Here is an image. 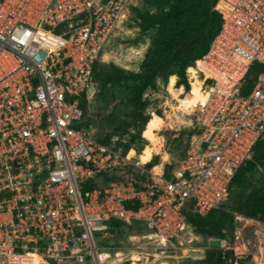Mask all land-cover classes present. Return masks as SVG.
I'll list each match as a JSON object with an SVG mask.
<instances>
[{
	"label": "built area",
	"instance_id": "2783aa9c",
	"mask_svg": "<svg viewBox=\"0 0 264 264\" xmlns=\"http://www.w3.org/2000/svg\"><path fill=\"white\" fill-rule=\"evenodd\" d=\"M132 2L0 0V264H105L111 220L143 224V239L162 254L180 247L188 214L224 204L236 171L264 142V0L216 1L220 28L189 67L206 101L191 108L196 132L170 170L81 126L78 98ZM254 63L263 69L241 94ZM247 222L237 217L230 236L203 249L261 264L243 239Z\"/></svg>",
	"mask_w": 264,
	"mask_h": 264
},
{
	"label": "trees",
	"instance_id": "16d2710c",
	"mask_svg": "<svg viewBox=\"0 0 264 264\" xmlns=\"http://www.w3.org/2000/svg\"><path fill=\"white\" fill-rule=\"evenodd\" d=\"M216 1L141 0L143 9L130 8L138 22L139 37L149 36L150 43L136 72H126L113 65L97 70L95 68L97 62L94 64L92 84L95 89L98 90V86L100 91L107 88H123L128 92L125 100L132 106V110L125 115V119L119 125L113 128L112 133L105 138L95 136L99 142L122 153L136 146L134 149L140 153L147 143L142 138L141 132L146 123L151 120L150 115L146 112L149 100L145 99L144 95L149 91H157L161 85L168 83L169 77L175 76L176 86H182L187 92H185L186 96H191L186 70L207 52L220 28V16L214 10ZM152 3L156 10L146 11L144 8ZM262 69V66L257 63L250 67L241 94L248 93ZM78 100L83 112L81 126L88 129L87 115L85 114L88 102L86 93L82 94ZM154 113L157 116L160 115L158 111H154ZM192 135L185 134L184 136L188 140ZM154 157L148 166L155 163ZM150 161L151 159L148 162ZM171 168V165L165 164L166 171ZM256 172L264 178L263 140H259L255 144L250 159L239 167L231 181L227 200L229 197L230 202L233 198L235 199L232 204H229L232 212L228 214L219 212L222 204L211 210L206 216L189 213L187 222L192 232L196 236L204 238V241L207 238H226L235 229V214H242L239 216L244 215L253 219L259 216L264 222V184L251 186L247 193L239 197ZM125 206L132 207L129 203H126ZM228 220L230 222L227 223ZM109 224L112 232H117L119 228L127 225L117 220H111ZM229 258L228 255L223 258L217 250H205L204 257L198 264H229ZM246 261H249V257L239 260L232 259V263L236 264H245Z\"/></svg>",
	"mask_w": 264,
	"mask_h": 264
},
{
	"label": "rangeland",
	"instance_id": "374dc122",
	"mask_svg": "<svg viewBox=\"0 0 264 264\" xmlns=\"http://www.w3.org/2000/svg\"><path fill=\"white\" fill-rule=\"evenodd\" d=\"M131 7L143 9L141 0H133ZM144 9L146 11L156 10L153 3ZM128 12L126 19L118 23L117 28L114 29V34L107 43L104 54L97 62L95 67L97 70L103 69L104 66L113 65L126 72L137 71L150 43V37H139L135 14L131 10H128ZM188 72L191 73V78L196 77L193 80L190 79V85L187 81L189 88H191V96L188 97H197L195 95L199 92L197 88L200 80H198L194 70L189 68ZM173 88H179L176 86L175 76L169 77L168 83L161 85L157 91H149L144 95V98L149 100L146 112L150 115L151 120L146 123L141 132L142 138L147 142L139 154L141 161L148 162L149 159L155 156L154 164L164 162L168 165L180 160L190 149V138L187 140L184 135L196 132L194 128L195 117L190 114L191 109L183 110L179 108ZM185 92L183 89V93L177 97H186L187 92ZM86 95L88 102L85 114L87 115L88 129L92 130L98 138H105L112 133L113 128L119 125L125 119V115L132 110V106L125 100L128 92L123 88H107L100 91L99 86L96 90L92 85ZM154 111L160 112V115L157 116ZM132 154L133 152H129V155ZM263 184L264 178L256 172L249 180L247 188L241 191L239 197L247 193L251 186H262ZM233 201L235 199L233 198L230 202L229 197V200L220 207L219 212L231 213L229 204H232ZM239 215L242 214L234 215V222L237 217H240ZM243 218L248 221L243 239L248 244L250 254L257 255L261 260V255H264V222L259 216L254 219L247 216ZM228 222L230 221L228 220ZM146 233L145 226L137 222L122 226L117 232H112L111 237L100 244L102 245L100 253L108 255L105 264H198L204 257L205 250L203 246L207 243V240L204 241V238L200 237L194 240L192 237L195 234L191 231V228L184 236L182 246L173 250L168 249L163 254L153 250L148 240L143 239ZM209 247L217 249L219 241L211 240ZM261 249L262 252H260ZM246 257H249V261H246L245 264H252L251 256ZM243 258H245V255L237 257V260ZM253 260L260 263L259 259L253 258L252 262ZM228 263L234 264L230 258ZM261 264L263 263L261 262Z\"/></svg>",
	"mask_w": 264,
	"mask_h": 264
},
{
	"label": "bare ground",
	"instance_id": "6f19581e",
	"mask_svg": "<svg viewBox=\"0 0 264 264\" xmlns=\"http://www.w3.org/2000/svg\"><path fill=\"white\" fill-rule=\"evenodd\" d=\"M193 77H194V75H193ZM196 77H194V78H191V80H193V79H195ZM200 82V83H199ZM198 82V90L197 91H199L198 93H196V95L195 96H197V97H188V96H186V97H184V98H178L177 96H179V95H181L182 93H183V88L182 87H179V88H173V90H174V94H175V99H177L178 100V103H179V108H181V109H183V110H187V109H191V108H193L194 106H196V105H198V104H203L205 101H206V97H207V95H206V93H204L203 91H202V82L201 81H199ZM190 84H191V82H190ZM197 99H198V101H197ZM143 164H146V162L145 161H141ZM148 163V162H147ZM160 168H161V166H160V163L159 164H157V166H155V170L156 171H159L160 170ZM107 258H108V255L107 254H100V256H99V261L100 262H103V261H105V260H107ZM118 258V257H117ZM132 260H134V259H132ZM111 261V260H110ZM138 261V260H137ZM112 262V261H111ZM263 263L264 264V261H262V260H260V263Z\"/></svg>",
	"mask_w": 264,
	"mask_h": 264
},
{
	"label": "crops",
	"instance_id": "0c3cea01",
	"mask_svg": "<svg viewBox=\"0 0 264 264\" xmlns=\"http://www.w3.org/2000/svg\"><path fill=\"white\" fill-rule=\"evenodd\" d=\"M253 257H258L257 255H254Z\"/></svg>",
	"mask_w": 264,
	"mask_h": 264
}]
</instances>
